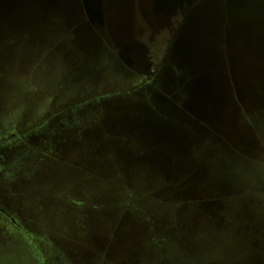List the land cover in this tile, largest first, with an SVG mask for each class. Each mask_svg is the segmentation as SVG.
<instances>
[{
    "label": "rangeland",
    "instance_id": "374dc122",
    "mask_svg": "<svg viewBox=\"0 0 264 264\" xmlns=\"http://www.w3.org/2000/svg\"><path fill=\"white\" fill-rule=\"evenodd\" d=\"M0 264H264V0H3Z\"/></svg>",
    "mask_w": 264,
    "mask_h": 264
},
{
    "label": "water",
    "instance_id": "95a60500",
    "mask_svg": "<svg viewBox=\"0 0 264 264\" xmlns=\"http://www.w3.org/2000/svg\"><path fill=\"white\" fill-rule=\"evenodd\" d=\"M11 3H14L18 0H9ZM82 5L85 9V14H87V17L89 19V22L92 25H99L104 26L106 23L105 20V14H104V0H81ZM4 2L3 0H0V14L1 11L4 10L3 8ZM0 213L8 215V211L4 208L0 207Z\"/></svg>",
    "mask_w": 264,
    "mask_h": 264
},
{
    "label": "flooded vegetation",
    "instance_id": "af4514ba",
    "mask_svg": "<svg viewBox=\"0 0 264 264\" xmlns=\"http://www.w3.org/2000/svg\"><path fill=\"white\" fill-rule=\"evenodd\" d=\"M0 214H3V213H0ZM4 215L7 216L9 219H11V221L15 222V220L12 218V216L9 213H8V215H6V214H4Z\"/></svg>",
    "mask_w": 264,
    "mask_h": 264
}]
</instances>
